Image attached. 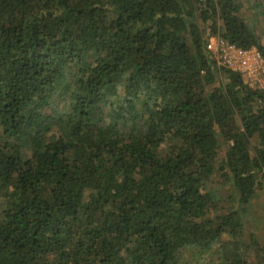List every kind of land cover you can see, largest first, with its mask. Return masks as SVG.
<instances>
[{
	"label": "trees",
	"instance_id": "16d2710c",
	"mask_svg": "<svg viewBox=\"0 0 264 264\" xmlns=\"http://www.w3.org/2000/svg\"><path fill=\"white\" fill-rule=\"evenodd\" d=\"M209 32L264 56V0H0V264H264V90Z\"/></svg>",
	"mask_w": 264,
	"mask_h": 264
},
{
	"label": "rangeland",
	"instance_id": "374dc122",
	"mask_svg": "<svg viewBox=\"0 0 264 264\" xmlns=\"http://www.w3.org/2000/svg\"><path fill=\"white\" fill-rule=\"evenodd\" d=\"M220 22H218V27ZM205 25L203 26V28ZM214 33L209 32V37ZM225 148L224 146L220 149V157L224 154ZM215 188H219L218 191V200L216 201L215 213L218 215L226 214L227 211L231 208H234L235 202L232 201L228 197V187L224 185L221 179H217L215 184H213ZM244 218V230L243 234L240 238V241L245 243V245L249 244L254 238L257 241V244L260 249L264 248V189L260 190L256 197L252 200V202L246 207V212L243 215ZM253 235L254 237H249ZM251 238V239H250ZM223 240H230L226 235L223 236ZM250 241V242H249ZM191 253L187 252L184 256L185 262L184 264H212V262H216L217 259L212 252H205L200 255L199 260H196L194 257L190 255ZM258 253L251 252V259L253 263H257L258 259L256 258ZM260 255V253H259ZM258 255V258H259ZM260 259V258H259Z\"/></svg>",
	"mask_w": 264,
	"mask_h": 264
},
{
	"label": "built area",
	"instance_id": "2783aa9c",
	"mask_svg": "<svg viewBox=\"0 0 264 264\" xmlns=\"http://www.w3.org/2000/svg\"><path fill=\"white\" fill-rule=\"evenodd\" d=\"M206 50L213 55L218 68L242 76L251 90H264V56L256 47H238L216 33L208 38Z\"/></svg>",
	"mask_w": 264,
	"mask_h": 264
}]
</instances>
